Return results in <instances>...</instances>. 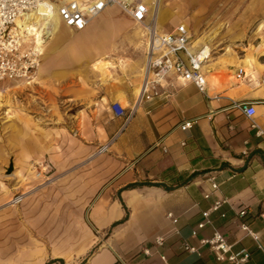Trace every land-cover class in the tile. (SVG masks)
<instances>
[{"label": "crops", "instance_id": "obj_1", "mask_svg": "<svg viewBox=\"0 0 264 264\" xmlns=\"http://www.w3.org/2000/svg\"><path fill=\"white\" fill-rule=\"evenodd\" d=\"M142 1L151 7L152 0ZM160 10L158 24L166 21L163 4ZM113 11L120 16L113 17ZM132 21L116 5L108 6L82 31L61 21L68 34L60 31L57 46L43 53L42 72L38 69L36 74L43 92L79 97V104L80 97H88L85 111L97 114L94 120L79 115L72 125L52 124L44 127L45 133L31 135L25 116V133L10 134V145L20 151V159L43 155L54 164L45 175L57 178L39 183L32 174L23 201L0 213V264H165L162 255L168 264H229L200 243L212 234V226L192 236L202 212L218 199L225 202L211 212L213 225L234 250H250L245 264H264V140L252 127L254 120L264 130V52L253 47L244 58L228 53L205 65L208 94L171 76L173 84L166 87L171 95L146 101L125 122L114 116L111 104L119 101L130 110L147 59L144 29L136 22L131 26ZM123 31L134 51L142 52L130 66L135 72L117 73L115 79L102 73L106 77L97 82L99 60L113 52L110 34ZM85 33L92 41L67 45L66 35ZM199 44L197 40L194 49ZM61 48L66 58L57 53ZM96 49L104 51L103 58L96 60ZM122 67L127 71L126 64ZM233 101L254 103L252 119L234 108ZM184 120L195 123L182 131L178 125ZM108 142L109 151L97 153ZM212 177L219 183L217 190L212 189ZM146 181L160 185L127 188ZM205 193H211L210 198ZM243 208L247 215L240 217ZM169 212L177 223L168 218ZM159 236L166 238L163 246L155 244ZM184 240L199 253L184 251Z\"/></svg>", "mask_w": 264, "mask_h": 264}, {"label": "built area", "instance_id": "obj_2", "mask_svg": "<svg viewBox=\"0 0 264 264\" xmlns=\"http://www.w3.org/2000/svg\"><path fill=\"white\" fill-rule=\"evenodd\" d=\"M110 4L118 5L136 23L143 24L147 39V59L138 94L130 110L119 101L112 102L111 110L115 117L123 118L127 122L146 101H151L155 97L170 96L171 93L166 87L173 84L171 76H175L181 83H193L199 91L208 94V81L204 69L210 53L208 45L204 44L194 49L191 32L186 23L178 24L171 32L162 30L155 18L150 15L148 4L142 0H0V82L8 80L34 82L43 53L42 46L37 44L36 37L31 34L29 27L33 28L31 25L36 23L38 16H41L42 6L55 9L62 22L79 31L93 18L102 14ZM46 38L47 34L44 33L43 41ZM242 75L240 72L237 77L241 78ZM232 106L251 119L256 113V106L252 102L233 101ZM194 123L195 120H184L178 127L182 131H187ZM252 127L257 129V135L264 140V130L254 120ZM163 142L162 138L159 144L162 145ZM182 145H185V141H182ZM109 146V142L102 145L98 152H106ZM163 149L165 152L168 151L165 145ZM211 180L212 189L217 190L219 183L214 177ZM210 196L211 193L204 195L205 198ZM23 199L24 194L16 195L11 204H19ZM224 202L225 200L218 199L209 209L202 212L203 219L197 224V228L192 230V236H197L199 230L205 229L208 225L212 226V234L202 237L201 245L208 246L218 261L245 264L251 258L250 250L246 247L234 250L225 234L213 225L210 218L211 212L218 210ZM238 215L245 217L247 210L240 209ZM167 216L173 223L178 222V218L172 212ZM242 228L258 240V235L253 233L248 225L243 224ZM165 241L164 236H159L155 239V244L163 246ZM181 248L190 253H199L198 248L186 240L182 241ZM144 252L150 253L149 249H145ZM162 260L168 264L165 255H162Z\"/></svg>", "mask_w": 264, "mask_h": 264}, {"label": "rangeland", "instance_id": "obj_3", "mask_svg": "<svg viewBox=\"0 0 264 264\" xmlns=\"http://www.w3.org/2000/svg\"><path fill=\"white\" fill-rule=\"evenodd\" d=\"M162 4L163 9L166 10V21L159 24L160 28L164 31L172 30L176 25L186 23L191 32L193 47L197 48L196 41L200 40L198 47L206 44L211 49V55L205 65L215 62L228 53L244 58L253 47L256 51L260 49L264 52V0H163ZM116 8L122 13L118 5ZM150 10L153 12L152 7ZM119 14L118 11H113V17L117 18ZM172 18H176L177 21L173 23ZM135 24L131 22V26ZM60 31L64 35L68 34L65 26H62ZM109 38H111L109 42L112 44L113 52L112 55L108 53L107 60H99L103 58L102 54H105L104 51L96 49V60H99V68L96 70L97 82L106 77L102 73H108L112 79H115L118 78L117 73L135 72V68L131 72L130 66L140 59L142 53L140 49L137 52L134 51L129 34L125 31L110 34ZM245 59L250 61L249 57ZM104 62L111 64L105 65ZM122 64H126L127 71L123 69ZM105 66L109 67L105 68ZM40 67L39 73H41ZM40 83V77H35L34 82L30 83L11 80L0 82L1 214L9 207H17L20 204L13 205L10 201L16 195H25L23 190L30 184L32 174L39 183L51 182L57 178L45 175L50 168L54 167V164L46 157L40 155L36 159L25 157L20 159V151H16L14 146L11 147L10 134L25 133L22 129L25 124L24 117L27 116L28 130L31 135L38 131L45 133L44 127L52 124L72 125L71 120L78 119L79 115L83 120H94V114H97L85 111L84 104L86 100L88 101V97H80L82 102L79 104V97L75 99L72 95H47L43 92ZM210 83L213 82L210 80ZM140 84L141 82L136 94ZM101 146L98 147L97 153Z\"/></svg>", "mask_w": 264, "mask_h": 264}, {"label": "bare ground", "instance_id": "obj_4", "mask_svg": "<svg viewBox=\"0 0 264 264\" xmlns=\"http://www.w3.org/2000/svg\"><path fill=\"white\" fill-rule=\"evenodd\" d=\"M162 1L163 0H152L151 1V3H152L151 4V7L153 9V12H151V10H150V15L155 18V21H156L157 24L160 21V17H161V10L160 9L162 7ZM110 5H116V4H110ZM40 13H41V16H38L36 18V23L32 24L31 26L33 28H30L29 27V30H30L31 34H34L35 35L37 44L40 45V46H42V53H45V51L51 45L54 44L53 46H55V44H57V41H58L57 40V35H58V33H60V29L63 26V24L58 19L59 16L57 17V13H56L55 9L54 10H51L50 6L49 7L42 6L40 8ZM138 24H140L142 27L144 26L141 23H138ZM40 28H42V29H40ZM143 29H144V27H143ZM44 33L47 34V38L46 39H48V40L43 41L42 35ZM80 35H82V34H80ZM65 39L67 41V45L70 42H73V43L74 42L75 43H80L81 42L82 43L83 41H86V42L92 41V39L89 37V35L87 33H85V35L82 36V37H75V35H66V38ZM208 49L210 51L208 57H210V55H211V49L210 48H208ZM60 52H62V54H64L66 52L65 48H63V49L61 48V49H59L57 51V53H60ZM62 56H64L63 58H66L67 57V55H65V54L64 55H61V57ZM40 70H41V67H40ZM13 201H14V199H12V202Z\"/></svg>", "mask_w": 264, "mask_h": 264}, {"label": "trees", "instance_id": "obj_5", "mask_svg": "<svg viewBox=\"0 0 264 264\" xmlns=\"http://www.w3.org/2000/svg\"><path fill=\"white\" fill-rule=\"evenodd\" d=\"M193 176H195V175H192L191 177H193ZM140 185H160V184L159 183H153V182H150V181L137 182V183H133V184L127 185V188L136 187V186H140Z\"/></svg>", "mask_w": 264, "mask_h": 264}]
</instances>
